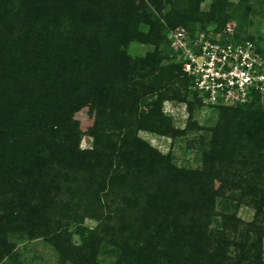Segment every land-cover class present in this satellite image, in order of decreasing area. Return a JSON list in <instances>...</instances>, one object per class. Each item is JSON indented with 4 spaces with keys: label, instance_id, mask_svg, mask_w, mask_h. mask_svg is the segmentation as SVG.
I'll return each mask as SVG.
<instances>
[{
    "label": "trees",
    "instance_id": "1",
    "mask_svg": "<svg viewBox=\"0 0 264 264\" xmlns=\"http://www.w3.org/2000/svg\"><path fill=\"white\" fill-rule=\"evenodd\" d=\"M255 1L0 0V264L36 238L58 264H264L262 99L206 106L169 57L173 30L192 40L233 21V41L264 58L243 28ZM166 101L217 111L200 168L138 137L184 134ZM84 134L91 150L79 148ZM241 205L251 221L237 217Z\"/></svg>",
    "mask_w": 264,
    "mask_h": 264
},
{
    "label": "rangeland",
    "instance_id": "2",
    "mask_svg": "<svg viewBox=\"0 0 264 264\" xmlns=\"http://www.w3.org/2000/svg\"><path fill=\"white\" fill-rule=\"evenodd\" d=\"M252 8V13L247 17L248 20L243 25L244 33L253 37L258 42L260 48L264 50V0L261 3L256 1L253 2ZM235 25V22L229 21L224 28H235ZM145 29L142 28V31H145ZM170 35L169 39L171 40ZM126 50L129 51L131 55H143L148 51V47H133L132 44H128ZM169 57H171L172 60L175 59L177 62V56L174 50L171 55L169 54ZM260 103L264 105V100L260 101ZM162 111L164 115L171 119L175 129L182 131L184 134L173 139L145 131H139L138 137L145 140L162 155L169 153L173 163L177 167L186 169L200 168L201 154L204 149L203 146L209 141L211 135L210 129L214 127L217 122V111L203 106L195 109L191 113L187 111V105L184 103L171 101L163 102ZM84 116L82 117L83 120L81 125H83L82 127H88L91 124L90 119L87 114ZM79 148L82 150H91L92 138L84 134L79 141ZM80 206L82 207L80 204L69 206L70 208H67L66 211L72 215L75 213L78 215L81 213ZM219 206H221V202L218 204V207ZM114 207L115 205L111 208ZM77 208L78 210H76ZM253 214L254 211L252 209L243 205L237 210V217L243 221H251L253 219ZM57 220H60L62 223L61 226H65L71 218L63 216L59 217ZM96 225V220L88 218H85L83 222V226L88 229H92ZM71 241L73 244L78 245L80 243V238L76 234H73L71 236ZM14 253L17 255L16 260H11L9 263L6 262L5 264H58L60 259L55 248L43 238L20 241L15 245ZM102 256V259L105 258L104 255Z\"/></svg>",
    "mask_w": 264,
    "mask_h": 264
},
{
    "label": "built area",
    "instance_id": "3",
    "mask_svg": "<svg viewBox=\"0 0 264 264\" xmlns=\"http://www.w3.org/2000/svg\"><path fill=\"white\" fill-rule=\"evenodd\" d=\"M233 32L226 27L223 34H197L192 40L182 29L171 32L170 48L191 80L189 89L206 106L264 100V58L253 42L233 41Z\"/></svg>",
    "mask_w": 264,
    "mask_h": 264
}]
</instances>
